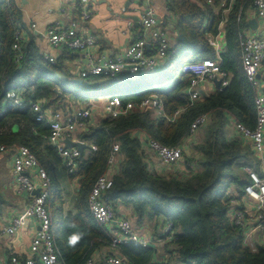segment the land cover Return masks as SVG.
I'll return each instance as SVG.
<instances>
[{
  "label": "trees",
  "instance_id": "16d2710c",
  "mask_svg": "<svg viewBox=\"0 0 264 264\" xmlns=\"http://www.w3.org/2000/svg\"><path fill=\"white\" fill-rule=\"evenodd\" d=\"M253 3L254 0H165L167 12L175 17L174 26L184 39H179L178 33L174 43L171 42L168 62L157 71L140 75H153L164 86L107 95H118L123 104L128 101L138 104L152 94L157 95L168 117L175 109L186 108L174 120L156 117L155 109L148 105L143 110L116 118L104 116L97 123H89L86 129L74 133L87 146L81 158H77L75 170L68 173L57 147L48 141L49 122L37 120L29 102L42 100L46 106L64 107L68 101L59 102L53 89L58 87L75 102L87 103L106 95L104 88L117 80L97 75L75 84L57 77L56 73L66 74L65 59L74 55L64 51L55 62H50L32 37L23 45L20 65L14 63L13 30L23 25L22 13L15 0H0V145L9 152L19 145L27 146L46 169L50 183L45 205L51 214V231L60 264H82L96 251V264H104L98 254L103 250L105 255L118 252L132 264H148L157 252L156 246L143 247L132 241L114 244L112 228L96 222L89 210V193L97 179L108 171L112 149L117 150L118 167L111 175L112 185L102 192V199L111 203L117 214L128 217L136 229L145 222L171 221V239L163 244L167 258H162L161 264H264V244L255 249L250 247L243 241L242 228L232 222L229 215L232 197L228 193L231 185L242 187L247 182L244 167L258 168L250 144L236 131L229 134L232 121L252 128L256 120L257 90L243 70L239 39V32L249 28L246 12ZM224 14L220 68L226 72L228 83L190 105L186 89L191 75L181 73V65L216 57L207 36L216 35ZM9 89L20 91L25 105L8 102L3 111V97ZM205 113L209 121L200 128V139L192 144V153L187 155L183 151L186 171L153 173L148 167L142 135L169 147L180 145L192 122ZM58 167L78 180L74 211L62 210L63 187L54 175ZM4 203L0 190V213ZM120 206L130 208V214L123 213ZM73 234H79L80 239L70 245L69 237Z\"/></svg>",
  "mask_w": 264,
  "mask_h": 264
},
{
  "label": "built area",
  "instance_id": "2783aa9c",
  "mask_svg": "<svg viewBox=\"0 0 264 264\" xmlns=\"http://www.w3.org/2000/svg\"><path fill=\"white\" fill-rule=\"evenodd\" d=\"M18 2V0H15ZM133 3V10L138 13L137 21L140 26L138 33L128 43L123 51L108 53L98 50V38L90 32H84L80 24L88 20L92 11L90 0H73L69 4L71 17L63 23H52L46 27V38L48 44L58 50H68L76 52L78 60L82 62L79 70L80 77L102 76L105 79H121L124 75L134 74L140 76L143 73L154 72L163 67L169 58L171 39L168 32L161 26L160 11L152 0H129ZM210 2V0H208ZM128 6H122V11H126ZM227 7L224 12L228 11ZM52 9H49L51 11ZM164 12L169 11V7L164 5ZM256 17L264 16V0H254L251 7ZM169 15V14H168ZM164 17V21L169 22L172 17ZM175 17H173V20ZM226 15L224 14L216 35H208V43L216 52L215 58H203L195 61H187L181 65L180 72L191 75L189 86L186 89L188 103L191 105L200 100L201 85L206 80H220V86L228 83L226 72L220 68V53L223 50V30ZM131 23V22H129ZM174 23V21H173ZM36 27L35 22L30 23V28ZM26 35L21 25L14 27L13 41L11 44L13 61L20 65L23 59V45ZM240 45L242 47V66L247 79L256 87L257 94L254 99L256 120L252 128L245 127L242 123L232 122L234 131L240 133L250 144L254 156L258 160V168L250 166L244 167L248 173L247 182L239 187L233 184L228 188L231 195L229 215L231 213L232 222L240 226L243 230V241L255 249L252 241L255 233H264V89L260 87V79L264 78V34H256L255 30L248 28L239 32ZM149 44V49L146 45ZM44 58L50 62H55L56 57L43 51ZM11 102L14 105H25L22 93L15 89L5 92L2 102V110H6V105ZM155 109V116L174 120L186 108L179 107L173 111L171 117L165 115L162 100L157 95H150L138 104L131 101L122 103L116 94L108 96L103 103L104 116L116 118L134 110H143L147 106ZM29 106L35 112V118L39 121L47 120L50 125L48 141L57 147L60 155L64 159L67 172L71 173L77 165L80 151L76 147H65L62 139L71 138L75 131L86 129L90 123L92 115L91 106H78L64 113L59 109L44 105L42 100L29 102ZM209 121L208 114L199 115L190 125L186 139L193 137L201 127ZM143 136V142L159 159L163 165L172 168V172L177 171L179 165H183L184 142L182 144L169 147L159 141ZM0 145V152L5 151ZM117 150L112 149L108 159L109 169L102 174L92 187L88 196L89 210L96 222L112 228V238L114 244L123 242H135L143 247L155 246L158 242L168 241L172 235V223L166 221L164 232L158 238L146 237L138 232L131 224L128 217L116 213L113 205L102 199V192L112 185V173L118 167ZM183 173L186 171V165ZM149 169L156 173L153 167ZM12 172L19 192L28 194V203L24 209L14 214L10 223L3 226V231L14 234L18 230L25 228L32 218L38 223V229L30 239L29 254L23 261L16 255L11 256L12 263L21 264H60L58 260V248L51 231V214L45 202L48 196L49 175L25 145H19L14 150L12 159ZM235 186L239 194L245 200L236 203L231 187ZM39 188L37 194L33 191ZM248 201L255 203L254 209L245 205ZM248 222L252 225L249 226ZM264 244V243H263ZM161 259L154 256L148 264H161ZM96 252L88 257L82 264H95ZM106 264H132L123 256H118L114 252L105 256Z\"/></svg>",
  "mask_w": 264,
  "mask_h": 264
},
{
  "label": "crops",
  "instance_id": "0c3cea01",
  "mask_svg": "<svg viewBox=\"0 0 264 264\" xmlns=\"http://www.w3.org/2000/svg\"><path fill=\"white\" fill-rule=\"evenodd\" d=\"M73 0H18L17 5L22 13L23 25H21L24 29L26 40H29L32 37L35 43L38 45L41 52L49 53L56 58L64 51L53 48L48 44L46 38V27L52 23H63L68 21L71 17V12L69 11V4ZM154 4L158 7L160 11V19L162 20L161 26L164 27L166 25L174 26L173 15L164 12L163 7L165 4V0H152ZM122 6H128L126 11H122ZM133 3L129 0H90V8L92 11L91 17L80 24V28L84 32H90L98 38V50H102L108 53H115L117 51H123L130 42V40L135 37L140 28L137 17L138 13L133 10ZM49 9H52L49 11ZM248 19L250 17H256L254 15L253 10L249 8L247 10ZM169 14V15H168ZM169 16L172 19L167 22L164 21V17ZM258 20V28L255 30L256 34L262 35L264 34V16L256 17ZM35 22L36 27L34 29L30 28V23ZM131 22V23H129ZM179 32H177L178 34ZM176 34V35H177ZM171 42L172 34H170ZM74 55L72 58L65 59V67L64 71L66 74H73V76L68 77L66 74V79H70L73 77H80L79 70L82 67V62L78 60V55L76 52L69 51V55ZM167 59L166 63L168 62ZM165 63V64H166ZM127 75V74H126ZM130 77V76H128ZM82 78V77H80ZM124 78V76H123ZM83 79V78H82ZM117 80V79H116ZM260 87L264 89V78L260 79ZM58 88V87H57ZM215 84L213 80H206L201 85V90L206 93L215 89ZM59 89V88H58ZM203 96V95H202ZM60 98V97H59ZM107 97L104 99H96L90 100L87 103L85 102H71V98L69 94L63 93L62 99H59V102L64 100L68 101L64 107H58L53 109H59L60 111L66 113L69 110H72L74 107L78 106H89L92 108V115L90 117V123H97L101 118L104 117L103 113V103ZM99 100V101H98ZM233 122V121H232ZM232 122L229 126V134H233L234 128L232 126ZM200 130L196 132L193 137L186 139L184 142V151L187 155L192 153V144L196 143L200 139ZM65 138V137H64ZM72 140H77L75 135L71 136ZM15 150V149H14ZM14 150L11 152L5 150L0 152V190L5 197V203L3 205V210L0 213V264H14L11 262V256L16 255L18 258L23 261V259L29 254V245L30 239L33 233L38 229L37 221L32 218L29 224L23 228L18 230L14 234H9L3 231V226H6L10 223L11 217L22 211L26 204L28 203V194L26 192H19L17 190V185L15 183V178L12 172V159L14 155ZM146 159L150 164V167H153L155 174H163L169 175L175 172L184 171L185 160L183 159V165H179L177 171L172 172V168L163 165L158 157L146 147ZM57 179L63 187V204L62 210L63 212L74 211V200L78 191V180L77 178H71L68 174L61 169L57 168ZM231 192L233 197L236 199V203H244V199L239 194L238 189L233 186L231 187ZM248 208L254 209L255 203L252 201H248L245 205ZM120 210L125 214H130V208L124 206H120ZM233 211H230V217ZM121 215V214H119ZM124 215V214H122ZM167 220H158L151 222H145L143 225L137 227L136 230L146 237L150 238H158L164 232V228ZM248 225L251 226L252 223L248 222ZM156 233V234H155ZM160 234V235H159ZM255 247L259 244L264 243V233H255L252 239ZM163 244L164 242L160 241L155 246L157 248V252L155 256L162 260V258H167L166 254L163 252ZM104 252H98L101 254L100 257H103L104 264L105 263V250ZM113 253V252H112ZM118 255V252H114ZM98 260V255L96 251V261ZM15 264H21L15 263ZM96 264V262H95Z\"/></svg>",
  "mask_w": 264,
  "mask_h": 264
},
{
  "label": "rangeland",
  "instance_id": "374dc122",
  "mask_svg": "<svg viewBox=\"0 0 264 264\" xmlns=\"http://www.w3.org/2000/svg\"><path fill=\"white\" fill-rule=\"evenodd\" d=\"M164 29L168 32L169 35L172 34V37H173L172 41H174L176 38L177 32H179L178 27L166 25V26H164ZM179 48H182V46ZM178 75H179V72H176V76H178ZM163 86H164V84L158 83L153 75H151V76H135V75H133L128 79H125L122 81H121V79L120 80L117 79V81H114V82L108 84V86L106 88H104L106 95L102 94L98 98H99V100L104 99L105 97L109 96V95H107V93H110V92L122 91L123 93H125L130 89H134V90H143V89H150V88L151 89H158V88H161ZM84 94H85V92H84ZM72 99H74V98L71 97V102H75ZM89 106H91V105H89ZM57 172H58V169L56 168L55 173H54V175L56 177H58ZM52 177H53V174H52Z\"/></svg>",
  "mask_w": 264,
  "mask_h": 264
},
{
  "label": "water",
  "instance_id": "95a60500",
  "mask_svg": "<svg viewBox=\"0 0 264 264\" xmlns=\"http://www.w3.org/2000/svg\"><path fill=\"white\" fill-rule=\"evenodd\" d=\"M248 26H249V28L256 30L258 28L257 18L256 17H250L248 19ZM179 39H182V40L184 39L183 33H179ZM146 47L149 49V44H147ZM56 76L60 77L62 79H66V76L63 74L56 73ZM124 78L125 79L128 78V75H124ZM69 80L75 84H81L83 82V79L80 77H73V78H70ZM213 81H214L215 87L219 88L220 87V80L215 78ZM53 89L56 92V95L62 99V96H63L62 91H60L57 87H54ZM200 92H201V95H205L204 91L201 90ZM136 134H138V132H136ZM62 142L64 143L65 147H76L80 151L79 158H81V156H82V151H83L84 147L87 146V143L83 140H79V139L72 140L71 138H68V137L63 138ZM38 191H39V188H36L33 191V193L37 194ZM118 256H121V254L118 253Z\"/></svg>",
  "mask_w": 264,
  "mask_h": 264
},
{
  "label": "clouds",
  "instance_id": "9594fccd",
  "mask_svg": "<svg viewBox=\"0 0 264 264\" xmlns=\"http://www.w3.org/2000/svg\"><path fill=\"white\" fill-rule=\"evenodd\" d=\"M70 227L73 225H69ZM80 239V235L79 234H73L72 236L69 237V244L70 245H75L78 240Z\"/></svg>",
  "mask_w": 264,
  "mask_h": 264
},
{
  "label": "bare ground",
  "instance_id": "6f19581e",
  "mask_svg": "<svg viewBox=\"0 0 264 264\" xmlns=\"http://www.w3.org/2000/svg\"><path fill=\"white\" fill-rule=\"evenodd\" d=\"M133 75H134V74H131V76H133ZM131 76H130V77H131ZM135 76H136V75H135ZM121 79H125V78H121ZM119 80H120V79H119Z\"/></svg>",
  "mask_w": 264,
  "mask_h": 264
}]
</instances>
